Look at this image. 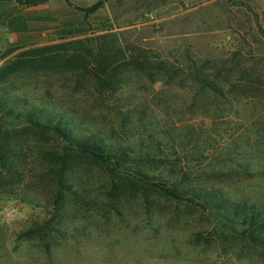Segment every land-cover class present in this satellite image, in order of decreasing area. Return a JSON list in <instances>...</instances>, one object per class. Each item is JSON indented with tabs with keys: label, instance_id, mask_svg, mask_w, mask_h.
<instances>
[{
	"label": "rangeland",
	"instance_id": "1",
	"mask_svg": "<svg viewBox=\"0 0 264 264\" xmlns=\"http://www.w3.org/2000/svg\"><path fill=\"white\" fill-rule=\"evenodd\" d=\"M99 1L0 3V96L202 195L112 182L79 152L64 153L60 175L47 156L63 153L59 138L6 130L0 264H264V0H105L83 11ZM102 49L115 60L112 87L96 71ZM75 52L84 68L50 60Z\"/></svg>",
	"mask_w": 264,
	"mask_h": 264
},
{
	"label": "trees",
	"instance_id": "2",
	"mask_svg": "<svg viewBox=\"0 0 264 264\" xmlns=\"http://www.w3.org/2000/svg\"><path fill=\"white\" fill-rule=\"evenodd\" d=\"M49 1L51 0H0V3L14 2L27 7H35L45 4ZM104 1L105 0H101L92 7L83 9V11L86 13H94L104 4ZM24 30H26V26L24 27ZM50 50L51 48L43 49L40 51L41 53L44 52L41 56L46 59L47 52H50ZM109 56V51L104 49L99 51V53L96 55V71H98L97 74L101 78L102 83L105 86L112 87L113 80L109 75V70L111 69L112 63L115 62V60H112ZM50 60L59 66H68L75 69H81L82 67L84 68L86 56L80 54L79 52L66 55H58V53H54ZM203 84L208 88H214L207 79H203ZM9 103L10 102H8L5 97L0 96V115L7 114L8 116L14 117L13 120H10L5 119L7 116H5V118L0 116V167L4 170L7 169L10 160L9 158L11 154L14 153V150L11 148V146L5 143V140L8 138V135L6 136V130L11 131L18 128L30 127L44 133L53 134L63 142L64 146L61 149L63 152L62 154L57 153L56 151L47 153L51 164L58 170L60 175H64L66 173L69 165V157H67L64 153L66 152L67 155H70V153L79 152L85 153L89 157H92L105 164L110 171L109 173L111 175L112 182L118 180L120 183L124 184H144V187H154L165 193L167 196L178 200H184L183 195L185 193L191 198L192 196L201 197L202 195V191L197 189L179 191V189L176 187L173 188L172 186L155 182L149 175L144 173L143 170H139L128 165V158L130 157V154L127 150H115L112 147H109L97 140L93 134L85 132L76 133L75 129L71 127V124L61 117L53 120L45 119L42 114L30 109H22L20 112L15 113L12 111V109L7 108L8 106L12 107ZM113 159L115 160L114 163H112ZM63 184V180H58V185L62 186ZM229 208H232L231 205Z\"/></svg>",
	"mask_w": 264,
	"mask_h": 264
},
{
	"label": "built area",
	"instance_id": "3",
	"mask_svg": "<svg viewBox=\"0 0 264 264\" xmlns=\"http://www.w3.org/2000/svg\"><path fill=\"white\" fill-rule=\"evenodd\" d=\"M148 16V18H150V19H154V16L153 15H147Z\"/></svg>",
	"mask_w": 264,
	"mask_h": 264
}]
</instances>
